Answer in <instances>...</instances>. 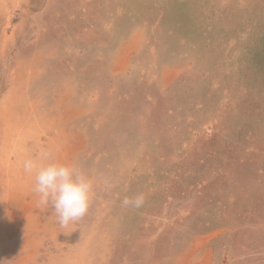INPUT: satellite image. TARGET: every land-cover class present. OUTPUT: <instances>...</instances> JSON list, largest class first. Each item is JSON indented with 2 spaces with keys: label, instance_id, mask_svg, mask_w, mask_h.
I'll use <instances>...</instances> for the list:
<instances>
[{
  "label": "rangeland",
  "instance_id": "374dc122",
  "mask_svg": "<svg viewBox=\"0 0 264 264\" xmlns=\"http://www.w3.org/2000/svg\"><path fill=\"white\" fill-rule=\"evenodd\" d=\"M42 153L92 181L67 226L24 171ZM204 242L264 264V0H0V264H185Z\"/></svg>",
  "mask_w": 264,
  "mask_h": 264
},
{
  "label": "clouds",
  "instance_id": "9594fccd",
  "mask_svg": "<svg viewBox=\"0 0 264 264\" xmlns=\"http://www.w3.org/2000/svg\"><path fill=\"white\" fill-rule=\"evenodd\" d=\"M51 161L50 154L42 153L23 162L26 173H35L34 192L39 204L51 203L61 226L83 218L89 209L93 194L91 179L75 164ZM142 197L125 198V206L139 207Z\"/></svg>",
  "mask_w": 264,
  "mask_h": 264
},
{
  "label": "crops",
  "instance_id": "0c3cea01",
  "mask_svg": "<svg viewBox=\"0 0 264 264\" xmlns=\"http://www.w3.org/2000/svg\"><path fill=\"white\" fill-rule=\"evenodd\" d=\"M188 257H189L188 253L183 255L182 257L183 263L185 264H210V259H211L210 248H208L206 242L201 243L198 246L197 252H195V254L192 255L190 259ZM127 262L128 264L131 263L130 260H127L126 264ZM170 263L171 261L166 260L164 264H170Z\"/></svg>",
  "mask_w": 264,
  "mask_h": 264
},
{
  "label": "bare ground",
  "instance_id": "6f19581e",
  "mask_svg": "<svg viewBox=\"0 0 264 264\" xmlns=\"http://www.w3.org/2000/svg\"><path fill=\"white\" fill-rule=\"evenodd\" d=\"M4 128V127H3ZM5 130V129H4ZM4 133V132H3ZM15 147V146H14Z\"/></svg>",
  "mask_w": 264,
  "mask_h": 264
}]
</instances>
